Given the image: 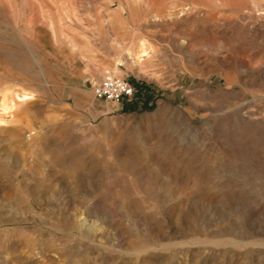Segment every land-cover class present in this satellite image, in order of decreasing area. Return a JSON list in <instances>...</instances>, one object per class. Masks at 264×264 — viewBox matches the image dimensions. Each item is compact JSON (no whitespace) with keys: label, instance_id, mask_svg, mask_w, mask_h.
<instances>
[{"label":"rangeland","instance_id":"1","mask_svg":"<svg viewBox=\"0 0 264 264\" xmlns=\"http://www.w3.org/2000/svg\"><path fill=\"white\" fill-rule=\"evenodd\" d=\"M0 264H264V0H0Z\"/></svg>","mask_w":264,"mask_h":264},{"label":"built area","instance_id":"2","mask_svg":"<svg viewBox=\"0 0 264 264\" xmlns=\"http://www.w3.org/2000/svg\"><path fill=\"white\" fill-rule=\"evenodd\" d=\"M93 93L98 100L117 104L124 100H131L134 89L126 80L109 77L97 85Z\"/></svg>","mask_w":264,"mask_h":264},{"label":"bare ground","instance_id":"3","mask_svg":"<svg viewBox=\"0 0 264 264\" xmlns=\"http://www.w3.org/2000/svg\"><path fill=\"white\" fill-rule=\"evenodd\" d=\"M145 50V49H144ZM146 51V50H145ZM145 51L141 52V53H145ZM147 55V54H146ZM144 55V56H146ZM24 96L22 97H17V102H24L28 100V96H26L25 94H23Z\"/></svg>","mask_w":264,"mask_h":264},{"label":"crops","instance_id":"4","mask_svg":"<svg viewBox=\"0 0 264 264\" xmlns=\"http://www.w3.org/2000/svg\"><path fill=\"white\" fill-rule=\"evenodd\" d=\"M26 95H29V96H31V97H32V100H33V97H34V96H33L32 94H26ZM32 100H31V101H32Z\"/></svg>","mask_w":264,"mask_h":264}]
</instances>
